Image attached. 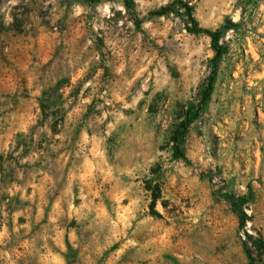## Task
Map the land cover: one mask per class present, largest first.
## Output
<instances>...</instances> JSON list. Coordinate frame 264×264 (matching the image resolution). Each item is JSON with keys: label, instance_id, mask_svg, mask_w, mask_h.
<instances>
[{"label": "rangeland", "instance_id": "obj_1", "mask_svg": "<svg viewBox=\"0 0 264 264\" xmlns=\"http://www.w3.org/2000/svg\"><path fill=\"white\" fill-rule=\"evenodd\" d=\"M0 54V264H264V0H0Z\"/></svg>", "mask_w": 264, "mask_h": 264}, {"label": "trees", "instance_id": "obj_2", "mask_svg": "<svg viewBox=\"0 0 264 264\" xmlns=\"http://www.w3.org/2000/svg\"><path fill=\"white\" fill-rule=\"evenodd\" d=\"M89 1H99V0H89ZM124 1H125V4L127 6L130 5V0H124ZM174 3L177 4L179 6V8H182L188 22H190L193 26L192 30L194 32L204 33L211 38L212 48H213L214 53H215L214 67H213V70L211 72V75L209 76L208 83L206 84L205 88L203 89V91L201 93L200 100H199V102L195 108L196 110L195 109L190 110V112H188V114L186 115L185 120L181 123V129L183 132H185L187 130L189 124L192 122V119L199 114V112L206 105V103L208 102V100L212 94L213 83H214L215 75H216V71H217V62L223 53V48H222L221 44L219 43V38H220L219 32H217L215 30H210L207 28L199 27L194 16L192 15V9H191V6L189 4L182 2V1H177ZM171 10H172V4L161 7L160 9L155 10L153 13L155 15L162 16V15L168 14ZM194 110H195V112H191ZM180 136H182V134ZM175 148H176L177 154L180 156H183V152L179 148L178 139L175 142ZM250 264H251V262H250Z\"/></svg>", "mask_w": 264, "mask_h": 264}, {"label": "crops", "instance_id": "obj_3", "mask_svg": "<svg viewBox=\"0 0 264 264\" xmlns=\"http://www.w3.org/2000/svg\"><path fill=\"white\" fill-rule=\"evenodd\" d=\"M21 48H19V52H20ZM5 54H0V78L4 77V76H10V75H14L15 76H20L21 73L22 75H26V68L25 66H19L17 67V69H10L9 67H7V63L8 60L7 59H12L15 60L17 59L19 62L20 57H16V58H10L9 56H4ZM10 71V72H9ZM17 73V74H16Z\"/></svg>", "mask_w": 264, "mask_h": 264}]
</instances>
